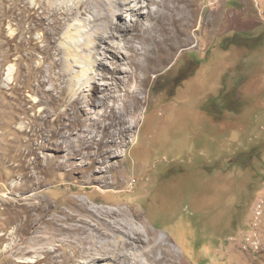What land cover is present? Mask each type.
<instances>
[{"label":"rangeland","instance_id":"obj_1","mask_svg":"<svg viewBox=\"0 0 264 264\" xmlns=\"http://www.w3.org/2000/svg\"><path fill=\"white\" fill-rule=\"evenodd\" d=\"M76 1L0 0V264H84L81 238L95 244L78 217L117 208L135 211L182 264H264V72L234 78L240 52L222 48L230 23L264 21V0H192L168 47L149 52L135 30L116 38V69L98 66L95 29L68 12ZM254 55L264 70V49ZM94 68L107 93L86 82L72 108L53 78L67 85ZM191 86L194 100L225 88L201 123L178 112ZM111 106L125 113L113 144L100 125Z\"/></svg>","mask_w":264,"mask_h":264},{"label":"bare ground","instance_id":"obj_2","mask_svg":"<svg viewBox=\"0 0 264 264\" xmlns=\"http://www.w3.org/2000/svg\"><path fill=\"white\" fill-rule=\"evenodd\" d=\"M151 4H153V8ZM191 4L192 0H77L68 12L83 16L87 15L88 22L84 27L87 29L90 26L97 33L96 39L98 41L94 46V50L95 55H97L95 60L98 66L116 63V69L120 65V61L114 60L117 55L113 52L115 50L113 47H116L117 50V45L115 46L113 41L116 38L129 30H135L140 41L149 43L148 51L155 53V50L168 47V43L176 36L173 32L181 31L182 26H189L192 12ZM105 5L106 11L100 15ZM93 8L96 13H91ZM143 8H146L147 17L145 16V18ZM142 19L145 21H142ZM121 51L127 52L125 49L120 48ZM127 53L131 54L130 52ZM56 64L52 66L53 69ZM60 76L59 79L53 78V81L61 89L60 92H64L70 97L72 108L77 110L79 109L77 106H79L83 97H87L82 88L86 82L92 83L91 88L96 97L98 93H107L108 91V86L104 87L106 83L104 85L101 83L106 75L97 68H94L93 71L85 69L82 71V75H70L67 85H63L67 80L62 72ZM75 80L77 81L74 84ZM113 107L112 112L110 111L111 114H109L110 121L100 122L107 134H114L111 144L119 139L115 138V133L120 128L118 126L122 124L124 126L125 124V113L121 110L122 108L113 109ZM136 110H138L137 107L133 109V112ZM90 126L88 129L92 128ZM11 200L16 201V199ZM94 211L91 212V220L77 216L80 222L77 229L81 234L89 233V241L95 244L94 247H87L84 244L85 238H81L83 244L82 251L79 253H82L83 257L87 259L84 264H182V262L177 261L174 251L163 243L164 238L162 236L159 241H155V233L143 229V227L146 229L145 220L140 218L135 211L121 208L97 209ZM138 220L141 221L142 227ZM22 225L25 226L24 223ZM21 229H23L22 226L18 227L19 231ZM99 238L103 240H99Z\"/></svg>","mask_w":264,"mask_h":264},{"label":"flooded vegetation","instance_id":"obj_3","mask_svg":"<svg viewBox=\"0 0 264 264\" xmlns=\"http://www.w3.org/2000/svg\"><path fill=\"white\" fill-rule=\"evenodd\" d=\"M251 3L252 2H250V1H246V7L248 9H250L252 12ZM233 4H234V7L239 6L237 3V0H235L233 2ZM251 21H252V25L248 26V27L247 26L243 27L244 24L242 26L241 25L236 26L235 24L230 23L231 25L226 30V33L224 34V37L222 40V48L224 51L230 50L231 47H236L239 50L240 55L242 57V58L239 57V58H237V60H235L237 62L236 64L229 66L228 72L233 73L234 78L238 77V79H241L242 75L240 73H242L244 71H246L247 73L252 72L253 74L256 71L258 73L264 72L263 66L259 70V67H258L259 65L255 67V63H254L255 59L256 60L259 59L258 58L259 56L257 57L254 54L258 50L261 51L264 49V21H260V20L256 21L255 20V22H254L253 19H251ZM225 59L226 60L228 59L226 56V53H224L222 55V60H225ZM253 59H254V61H253ZM260 65H262V64H260ZM189 71L192 74V72L194 70H189ZM258 73H256L254 76L252 74L253 78L250 81L255 79ZM247 75H249V74H245L243 76V78L245 80L250 79V77L248 78ZM225 77H226V75H225ZM256 83H257V81H256ZM174 88H176V86ZM194 88H195V90L198 89L195 86L190 87L191 91H190V95H188L189 101L184 102L186 104L181 103L183 106H181L178 109V112L181 116H184V113L186 111H188L187 116L185 115V117H187L191 121H199V123H201L202 119L200 117H202L201 114L205 115V110L207 109V105H208L207 100L211 99L212 101H214V99L216 97L215 100H216L217 105L219 103L218 101H220L222 97H224L226 100V96L223 93L225 88L219 90L218 94H213L212 90L206 91L202 98L200 97L199 90H197L198 96H197L196 100H194L193 95H192V94H194V91H193ZM169 89L171 90L172 88L169 87ZM215 95H217V96H215ZM178 105H180V103ZM225 109L229 110L230 107H225ZM229 111H233V110L231 109ZM244 115H245V117L249 116V114H247V113H244ZM255 115H256V113L254 115L250 114V116H255ZM250 120H251V118L249 117V118H245L244 121L246 123V122H250ZM247 124H249V123H247ZM213 125H214V128H213V130H214L217 127V124L214 122ZM192 129L194 132H199L196 129L202 130V128H194V127ZM204 132L205 131H203V133ZM216 132H218V130ZM222 132H224V130L220 131L219 133H222ZM205 133L209 134V132H205Z\"/></svg>","mask_w":264,"mask_h":264}]
</instances>
